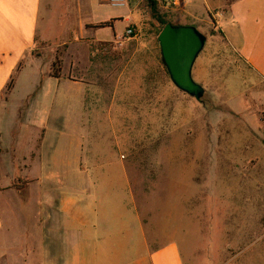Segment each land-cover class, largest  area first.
<instances>
[{
    "label": "rangeland",
    "instance_id": "374dc122",
    "mask_svg": "<svg viewBox=\"0 0 264 264\" xmlns=\"http://www.w3.org/2000/svg\"><path fill=\"white\" fill-rule=\"evenodd\" d=\"M153 1L168 22L193 25L207 37L191 70L204 87L202 102L169 80L157 42L159 24L150 16ZM209 1L181 0L172 6L164 0H130L131 36L38 41L20 60L4 91V111L10 118L16 111L19 119L5 118L0 126L17 131L25 157L17 180L7 187L20 194L21 209L32 206L28 194L34 187L44 190L43 184H29L28 152L41 157L48 130L67 129L83 134L85 159L98 155L112 161L107 170L115 177V194L129 203L128 218L134 211L141 215L149 250L177 242L183 264H264V81L235 50V28L224 25L233 44L227 41L218 9ZM53 4L51 12L41 8L39 33L51 39L70 36L68 26L58 24L59 7ZM57 54L61 70L56 82L50 75ZM32 80L34 91L21 98L27 92L22 86ZM29 134L35 143L29 144ZM7 164L2 173L10 176L14 169ZM91 170L84 169L85 177ZM125 174L128 183L120 191L117 177ZM17 219L15 234L23 230L26 217L17 214ZM9 237L0 231V245ZM116 250L134 259L137 247ZM16 256L17 248L11 247L5 264H19ZM101 260L96 264H104Z\"/></svg>",
    "mask_w": 264,
    "mask_h": 264
},
{
    "label": "crops",
    "instance_id": "0c3cea01",
    "mask_svg": "<svg viewBox=\"0 0 264 264\" xmlns=\"http://www.w3.org/2000/svg\"><path fill=\"white\" fill-rule=\"evenodd\" d=\"M120 1L122 4H114L112 0H0V122L5 118L19 119L16 111L11 118L4 111L7 103L4 91L20 60L31 54L36 43L69 37L114 40L134 20L130 0ZM209 2L213 10L218 9L217 22L227 41L232 43L223 30L224 25L227 29L235 28V34L231 36L235 50L249 69L264 81V0H223L216 7L213 0ZM53 3L59 7L58 24L61 27L66 24L67 30H71L70 36L51 39L39 33L37 23L42 18L41 8L51 12ZM110 19H115L112 26H88ZM118 24L121 26L116 31ZM100 29H107L108 33H100ZM50 79L57 82L58 78ZM19 83L17 80L13 93ZM22 87H27V92L21 96L25 98L34 91L35 80L27 81ZM13 93L11 91L10 98ZM29 135V144L35 143L34 135ZM69 135L75 139L69 140ZM63 136H66L65 143ZM43 142L42 156H33L29 151L26 165L29 184H43L44 190L41 192L34 187L33 193L28 194L32 206L21 209L18 206L20 194L7 187L17 180L20 161L24 162L25 157L21 155L17 131L13 127L0 126V231L10 235L4 245H0V264L7 262L11 247L17 248V256L13 259L19 264H96L99 258L104 264L111 261V264H183L177 242L159 244L149 250L141 215L133 209L128 218L129 203L124 195L122 198L115 194V177L107 170L112 161L101 160L98 155L94 159H85L82 133L68 134L67 129H49ZM32 148L35 150V144ZM5 162L14 169L10 176L2 173ZM85 168L92 169L86 177ZM122 176L117 177L122 182L120 191H124L128 183L126 174ZM17 214L26 217L19 234L12 232L14 223L19 222ZM132 246L137 247L134 259L131 256L126 259L124 250L123 255L117 253L118 247L131 249ZM117 257L119 259L115 261Z\"/></svg>",
    "mask_w": 264,
    "mask_h": 264
},
{
    "label": "water",
    "instance_id": "95a60500",
    "mask_svg": "<svg viewBox=\"0 0 264 264\" xmlns=\"http://www.w3.org/2000/svg\"><path fill=\"white\" fill-rule=\"evenodd\" d=\"M161 58L170 82L182 93L202 102L204 87L195 82L191 70L207 37L193 25L166 23L157 35Z\"/></svg>",
    "mask_w": 264,
    "mask_h": 264
},
{
    "label": "trees",
    "instance_id": "16d2710c",
    "mask_svg": "<svg viewBox=\"0 0 264 264\" xmlns=\"http://www.w3.org/2000/svg\"><path fill=\"white\" fill-rule=\"evenodd\" d=\"M149 7H150V16L154 19L157 20L159 26H158V29L156 30V35H158V33L160 32V30L162 29V27L166 24V23H170L168 22L164 16L162 15H158L157 13V9H156V4L155 2L153 1L151 4H149ZM115 19H110L109 21H105V22H99L97 24H92V25H88L90 27H104V26H112L113 24V21ZM161 62L163 64V60L161 58ZM164 65V64H163ZM51 68H52V72H51V77H54V78H59L60 77V70H61V58L59 57V55L57 54L55 57H54V60L51 64ZM12 84V78L10 79L8 85H7V88L11 86Z\"/></svg>",
    "mask_w": 264,
    "mask_h": 264
},
{
    "label": "built area",
    "instance_id": "2783aa9c",
    "mask_svg": "<svg viewBox=\"0 0 264 264\" xmlns=\"http://www.w3.org/2000/svg\"><path fill=\"white\" fill-rule=\"evenodd\" d=\"M112 2L114 4H122L120 0H112ZM164 2H166L167 4H170L172 6H177L180 4L181 0H164ZM133 31H134L133 28L131 26H128L125 28L123 33L121 35H119L117 38L122 39V37H129L132 35Z\"/></svg>",
    "mask_w": 264,
    "mask_h": 264
}]
</instances>
